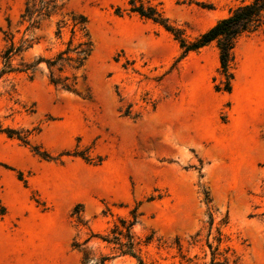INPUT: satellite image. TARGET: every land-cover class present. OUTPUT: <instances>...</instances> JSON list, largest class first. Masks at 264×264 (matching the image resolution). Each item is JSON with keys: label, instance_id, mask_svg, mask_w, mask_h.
I'll list each match as a JSON object with an SVG mask.
<instances>
[{"label": "rangeland", "instance_id": "rangeland-1", "mask_svg": "<svg viewBox=\"0 0 264 264\" xmlns=\"http://www.w3.org/2000/svg\"><path fill=\"white\" fill-rule=\"evenodd\" d=\"M25 1L0 0V70L4 31L21 37ZM129 1L69 0L94 45L62 74L76 78L73 91L50 83L44 61L33 78L0 79V127L16 131L0 132V264H81L74 245L86 239L110 255L101 239L136 208L145 264H264V32L238 41L232 91L218 92L216 44L184 55ZM141 1L193 41L246 0ZM60 18L29 35L26 61L65 48Z\"/></svg>", "mask_w": 264, "mask_h": 264}, {"label": "trees", "instance_id": "trees-1", "mask_svg": "<svg viewBox=\"0 0 264 264\" xmlns=\"http://www.w3.org/2000/svg\"><path fill=\"white\" fill-rule=\"evenodd\" d=\"M69 0H26L24 10L18 23L22 35L19 39L16 33L10 29L4 31L5 47L1 53L2 68L0 70V79L9 74H26L33 78L37 67L41 62H45L49 69L50 83L56 87L73 91L76 78L73 81L68 76H62L66 69L80 70L88 61L93 53L94 45L89 28L88 18L75 11H69L67 4ZM130 12L136 13L140 17L153 21L163 26L179 42L184 55L190 52L198 51L212 43L216 44L219 52L220 74L223 80L215 86L218 92L232 91L234 80L233 62L235 59L234 51L238 41L244 36H250L259 31L264 32V0H246L242 5L233 8L229 15L207 31L199 35L193 41H188L183 32L171 25L163 13L152 4L146 5L141 0H130ZM61 15L57 21L56 35L61 38L65 29H70V38L65 44V48L60 50L52 58L39 57L36 62L26 61V53L33 48L36 42L34 37H29L36 30L41 29L43 22L52 19L54 16ZM11 25H9V28ZM78 36V39H77ZM0 132H6L9 137H13L14 132L11 129ZM17 138L25 144H29L26 136L16 133ZM38 155L51 158L45 152H38ZM22 180V177H20ZM208 199V198H207ZM5 209L0 207V214H4ZM133 220L127 222L126 219H120V225H115L112 230V238L104 237L101 241L111 247L112 254H101L95 256L94 250L87 244L92 239H86L82 244H75V248L82 253L81 264H108L116 256H130L138 261V264H145L139 252V242L131 232V227L137 222V208L131 211ZM151 239H147L149 242ZM117 254V255H116ZM211 264H216L215 257Z\"/></svg>", "mask_w": 264, "mask_h": 264}]
</instances>
